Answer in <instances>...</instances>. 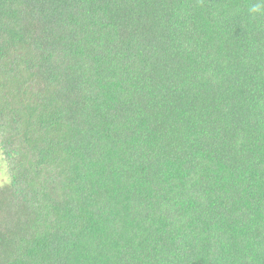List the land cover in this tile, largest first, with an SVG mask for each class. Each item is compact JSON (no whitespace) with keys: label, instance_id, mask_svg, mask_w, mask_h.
<instances>
[{"label":"trees","instance_id":"trees-1","mask_svg":"<svg viewBox=\"0 0 264 264\" xmlns=\"http://www.w3.org/2000/svg\"><path fill=\"white\" fill-rule=\"evenodd\" d=\"M258 0H0V264H264Z\"/></svg>","mask_w":264,"mask_h":264},{"label":"clouds","instance_id":"clouds-1","mask_svg":"<svg viewBox=\"0 0 264 264\" xmlns=\"http://www.w3.org/2000/svg\"><path fill=\"white\" fill-rule=\"evenodd\" d=\"M249 13L252 15L264 13V0H258L257 3H254L249 8ZM11 177L8 174V162L3 161L0 164V183H9Z\"/></svg>","mask_w":264,"mask_h":264},{"label":"rangeland","instance_id":"rangeland-1","mask_svg":"<svg viewBox=\"0 0 264 264\" xmlns=\"http://www.w3.org/2000/svg\"><path fill=\"white\" fill-rule=\"evenodd\" d=\"M3 163V161H2V159H1V154H0V164H2ZM1 184H3V183H0V185Z\"/></svg>","mask_w":264,"mask_h":264}]
</instances>
